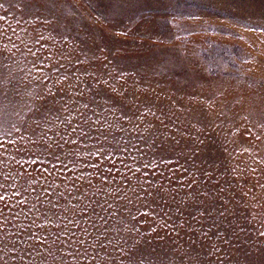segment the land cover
Masks as SVG:
<instances>
[{
  "label": "rangeland",
  "instance_id": "374dc122",
  "mask_svg": "<svg viewBox=\"0 0 264 264\" xmlns=\"http://www.w3.org/2000/svg\"><path fill=\"white\" fill-rule=\"evenodd\" d=\"M0 144V264H264V0H0Z\"/></svg>",
  "mask_w": 264,
  "mask_h": 264
},
{
  "label": "snow or ice",
  "instance_id": "6c2138e0",
  "mask_svg": "<svg viewBox=\"0 0 264 264\" xmlns=\"http://www.w3.org/2000/svg\"><path fill=\"white\" fill-rule=\"evenodd\" d=\"M85 107H87V105H85ZM3 145L2 144H0V147H2ZM137 171H138V169H137ZM2 200H4V197L2 196V195H0V201H2Z\"/></svg>",
  "mask_w": 264,
  "mask_h": 264
}]
</instances>
